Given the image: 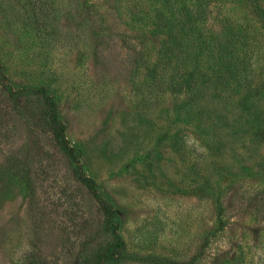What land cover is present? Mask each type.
<instances>
[{
  "label": "rangeland",
  "instance_id": "374dc122",
  "mask_svg": "<svg viewBox=\"0 0 264 264\" xmlns=\"http://www.w3.org/2000/svg\"><path fill=\"white\" fill-rule=\"evenodd\" d=\"M258 3L264 15V0ZM150 6V0H0V264H84L111 240L98 204L65 160L55 181L36 183L32 195L6 181L7 155L30 147L41 132L52 145L31 117L42 111L43 96L34 91L40 86L56 101L84 169L118 212L125 247L101 264H264V166L257 165L264 146L223 138L219 154L190 135L180 141L170 131L166 138L165 104L149 96L143 69L135 71V54L154 52L160 39L131 18ZM214 7L207 25L222 17L243 24L260 47L256 73L264 80V25L256 12L237 0ZM4 82L28 89L14 93L23 102L20 116L1 112L15 108L12 96L1 98ZM217 160L232 169L224 181ZM232 163L262 175H239ZM70 209L76 223L90 221L84 250L65 241Z\"/></svg>",
  "mask_w": 264,
  "mask_h": 264
},
{
  "label": "trees",
  "instance_id": "16d2710c",
  "mask_svg": "<svg viewBox=\"0 0 264 264\" xmlns=\"http://www.w3.org/2000/svg\"><path fill=\"white\" fill-rule=\"evenodd\" d=\"M256 12L264 25V15L258 0H237ZM154 6L138 8L141 16L132 13L133 20L142 21L149 35L160 36L154 52L140 50L135 55V71L143 69L147 78V91L154 101L165 104V119L170 123L165 136L178 137L180 141L190 135L210 151L222 154L225 140L248 142L255 147L264 146V80L258 78L260 47L250 43L248 30L243 24L216 19L215 27L207 25L212 9L221 0H150ZM136 16V17H134ZM7 85L2 100L13 98L15 108L3 115H21L23 102L15 92L24 93L27 88L15 90ZM43 96L42 111L32 118L39 122L50 135L49 147L35 135L30 147L11 152L3 159V174L7 182L22 184L28 191L36 183L41 186L45 180L55 181V170L62 160L75 182L86 191L99 206L102 225L111 240L102 249L95 250L84 264H101L117 258L125 244L118 230V212L101 194L96 181L84 169L80 153L65 136L66 125L59 115L56 101L45 87L34 90ZM3 116V118H4ZM8 119V118H7ZM7 119L4 123L7 125ZM164 136V134H163ZM223 146V147H222ZM222 181L228 179L231 167L217 160ZM233 165L235 163H232ZM264 163L258 161L257 165ZM253 165H234V173L260 176ZM249 174V175H248ZM72 202V196L67 199ZM69 220L64 228L65 241L70 246L81 245L86 249L91 240L90 221L76 223L78 215L73 209L64 211ZM78 242V243H77ZM173 264H179L173 262Z\"/></svg>",
  "mask_w": 264,
  "mask_h": 264
}]
</instances>
